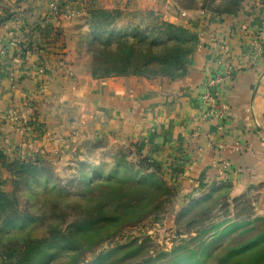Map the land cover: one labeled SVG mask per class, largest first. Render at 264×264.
<instances>
[{"label":"crops","instance_id":"crops-1","mask_svg":"<svg viewBox=\"0 0 264 264\" xmlns=\"http://www.w3.org/2000/svg\"><path fill=\"white\" fill-rule=\"evenodd\" d=\"M53 1L0 0V18L13 15L0 24L3 151L22 153L33 141L27 131L23 135L16 130V122L35 118L29 111L35 101L41 105L35 116L45 119L50 133L68 127L65 120L70 116L71 121L72 115L77 125L87 121L88 136L103 133L115 140L116 151L130 143L143 157L161 165L184 196L198 198L224 185L232 192L251 187L264 195V57L257 63L249 57V38L264 33V0H240L232 13L222 12L231 7V0H195L192 7L184 6L186 0H56L62 9V48L47 44L42 54L29 55V67L21 70L12 56L18 42L12 39L13 31L44 16ZM110 9L154 14L188 28L194 25L199 42L185 75L175 80L94 79L86 52L89 29L82 20L91 11ZM39 64L45 68L44 77L34 74ZM227 66L232 69L229 77L222 85H213ZM42 78L45 94L38 96L35 84ZM207 91L229 106L220 130L201 120L202 96ZM79 132L84 131L79 128Z\"/></svg>","mask_w":264,"mask_h":264},{"label":"rangeland","instance_id":"rangeland-1","mask_svg":"<svg viewBox=\"0 0 264 264\" xmlns=\"http://www.w3.org/2000/svg\"><path fill=\"white\" fill-rule=\"evenodd\" d=\"M188 2L184 6L188 7ZM59 9V18L53 19L49 8L31 23H38L41 28L50 26L52 44L61 49L60 5ZM110 10L120 14L110 20L106 30L126 31L132 25L144 29L164 21L154 14ZM82 21L89 29L85 31L86 52L92 63L91 42L97 33L91 30L89 16ZM13 32L12 39L17 34L20 40L15 39L18 42L12 56L18 54L19 42L37 39L35 34L27 37L28 23ZM39 66L45 73L39 64L34 74L44 77ZM22 80L20 77L16 83ZM40 86L42 94L38 91ZM45 89L42 78L35 90L42 96ZM34 102L31 101L29 111L35 118L16 122V130L23 135L27 131L33 140L27 149L20 153L3 151L6 147L0 146L4 157L0 158V190L17 199L20 221L29 218L23 227L7 235L6 241L31 242L29 249L46 241L43 254H53L50 261L43 256L37 264H264V195L258 190L250 187L232 192L224 185L202 192L196 199L184 196L176 189L177 183L170 180L171 175L168 180L161 165L143 157L130 143L120 145V151H116L115 140L103 133L88 136L87 121L77 125V118L72 115L71 121L70 116L65 120L68 127L50 133L45 119L35 116L41 105ZM79 128L84 132H79ZM120 152L127 167L114 169ZM18 161L36 169L31 173L20 171ZM93 169H102L99 173L103 174L96 176ZM146 174L155 175V180L168 190H155L151 181L144 180ZM72 225H79L81 232L73 233ZM246 245L242 254L234 252ZM104 255L107 257L101 259Z\"/></svg>","mask_w":264,"mask_h":264},{"label":"trees","instance_id":"trees-1","mask_svg":"<svg viewBox=\"0 0 264 264\" xmlns=\"http://www.w3.org/2000/svg\"><path fill=\"white\" fill-rule=\"evenodd\" d=\"M20 1L22 0H18V2ZM194 1L190 0L188 7L194 6ZM239 2L240 0H231V7H226L222 12H235ZM204 6L205 4H203ZM119 14L117 11L106 12L102 10L91 11L89 14L90 23H92L91 30L97 33V38L91 42L92 49L90 50L92 55L91 75L94 79L133 76L146 79L168 78L175 80L185 75L199 42L194 25L192 28H188L161 21L157 26L144 29H141L139 25H132L126 31L106 30L110 20L119 17ZM12 17L13 15L9 14L0 18V24L9 21ZM92 18L95 19L94 23ZM107 18L109 22H106ZM28 26L29 34H26L27 37L30 38V35L35 34L38 42H31V39H27L26 42L18 43L19 52L18 54L15 53L13 57L19 60L21 70L29 67L27 63L29 55L33 53L42 54L47 49V44L52 43L53 39L50 36V26L46 25L45 28H41L38 23H28ZM20 31L22 32L24 29L20 28ZM103 32L105 33L100 37ZM14 37L19 39L17 34ZM57 37L60 38L58 35ZM58 39L56 38V41H59ZM34 103L37 104V102ZM119 157L121 158L115 162L114 169L126 168L125 156L120 155ZM0 158L4 159L1 154ZM18 162L20 171L31 173L36 169L24 161ZM2 166L6 167L4 164ZM99 170L102 169H93L92 171H96L93 174L96 176L103 174V172L99 173ZM155 177L153 174H146L144 180L151 181L157 191L160 189L168 190L161 181L155 180ZM22 221L19 219L17 199L0 190V264H37L43 256L46 257L47 262L50 261L53 254H43L46 241L38 243L31 249H29L31 242L18 244L6 241L7 235L19 226L23 227L26 222H29V218L24 222ZM70 227L73 229V233L80 230L79 225ZM52 245L50 243L49 248ZM247 247V245L243 246L234 252L242 254ZM113 252L107 256L112 255ZM107 256L104 255L101 259Z\"/></svg>","mask_w":264,"mask_h":264},{"label":"built area","instance_id":"built-area-1","mask_svg":"<svg viewBox=\"0 0 264 264\" xmlns=\"http://www.w3.org/2000/svg\"><path fill=\"white\" fill-rule=\"evenodd\" d=\"M59 4L58 1L54 0L50 4L49 14L53 19L59 18ZM263 32L258 31L249 38L250 53L249 57L253 63L260 62L264 57V37ZM33 42L37 43L38 40L35 39ZM40 73H44V70L39 66ZM230 66H227L223 70V76L217 75L215 79L211 82L213 85H222L223 79L228 78L231 73ZM39 93L42 94L43 86L39 87ZM204 103V110L201 116V120L205 123H208L218 130L222 128L223 123L227 120L229 115V106L225 104L218 94L205 92L202 96ZM226 166V165H225Z\"/></svg>","mask_w":264,"mask_h":264}]
</instances>
